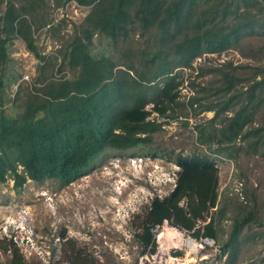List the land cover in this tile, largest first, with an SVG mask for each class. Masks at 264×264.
Returning a JSON list of instances; mask_svg holds the SVG:
<instances>
[{
	"label": "trees",
	"instance_id": "trees-1",
	"mask_svg": "<svg viewBox=\"0 0 264 264\" xmlns=\"http://www.w3.org/2000/svg\"><path fill=\"white\" fill-rule=\"evenodd\" d=\"M66 1L51 3L57 7ZM75 1L90 10L80 32L57 50L62 56L57 71L61 74L67 58L72 78L62 74L61 79L47 80L25 92L23 99L16 76L8 75L3 85L10 60L7 45L20 39L41 67L49 64L33 44L36 29L48 23L44 19L49 1L28 0V12L12 0H0V6L4 4L0 14V182L9 177L13 188L19 189L26 179H68L106 149L126 150L147 143L151 133L170 119L212 111L210 118L194 126L195 142L208 148L207 154L174 156L175 186L166 196L150 200L134 237L141 253H153L152 229L167 221L192 237L218 240L228 203L218 202L217 167L209 157L213 153L239 167L240 192L251 204L232 219L223 242V251L228 248L234 253L245 223L264 224L258 194L247 187L254 168H245L251 159L253 163L261 160L263 164L256 168L264 172V0ZM136 31L139 48L132 41L118 59L92 57L88 52L97 33L106 36L110 51L117 53ZM225 50L244 61L225 59L216 65L192 66L204 54ZM180 67L207 77L202 83L189 78L191 94L184 102L177 99L183 77L174 73ZM15 83L17 91L11 97L5 88ZM7 102L17 103V114L5 112ZM148 103L153 104L150 109L145 107ZM152 112L164 121L149 118ZM77 263L93 264L85 258ZM10 264H25L15 249Z\"/></svg>",
	"mask_w": 264,
	"mask_h": 264
},
{
	"label": "rangeland",
	"instance_id": "rangeland-1",
	"mask_svg": "<svg viewBox=\"0 0 264 264\" xmlns=\"http://www.w3.org/2000/svg\"><path fill=\"white\" fill-rule=\"evenodd\" d=\"M12 1L30 12L28 0ZM48 1L49 12L44 19L48 23L36 29L33 44L42 56L50 60L49 64L41 67L40 60L25 48L20 39L7 45L10 60L5 66L3 85L8 75L16 76L21 87L19 98L25 99V92L43 86L47 80H58L63 75L72 78V72L66 65L67 58L61 74L57 71L62 58L57 50L70 41L76 32H80L90 6L68 0L53 7L51 0ZM3 9L4 4L0 6V14ZM36 10L39 11L40 7ZM27 18L30 20L29 16ZM134 33L129 36L130 41L127 39L124 42L126 45L118 47L117 53L110 51L109 39L97 33L92 37L88 52L92 57L118 59L123 54L122 49L129 47L138 37V32ZM132 44L139 48L137 42ZM225 59L244 61L236 53L225 50L220 54H204L196 58L192 66L195 68L199 63L216 65ZM116 68L126 69L123 66ZM175 72L183 77L177 98L181 102L191 94L189 78L195 83L207 80V77H197L190 68H176ZM5 89L13 97L17 85H7ZM152 105L148 103L145 107L150 109ZM3 109L9 115L19 111L17 103L13 102H7ZM212 114V111H206L196 116L189 114L187 119L182 116L170 119L162 124L161 129L151 133V141L126 150L106 149L94 157L85 169L65 180L48 178L35 182L26 179L21 188L14 189L13 181L7 177L0 182V264H10L13 249L25 264H72L70 261L74 264L81 258L93 264H264V224L245 223L239 232L241 241L235 246V252L222 249L232 219L248 210L251 204L241 193L239 167L232 160L213 153L209 157L217 167L218 202L228 203L218 240L207 238L204 243L205 238L192 237L167 221L152 229L155 241L153 253H141L134 237L136 232H140L141 220L150 200L155 196L162 198L174 188L178 170L174 156L207 154L208 148L195 142L194 126ZM149 118L164 121L155 112ZM185 119L188 120L186 125L183 123ZM253 162L251 159L249 164H245V168H254L256 173H250L247 187L251 186L258 194V213L263 215L264 172L260 167L256 168L263 162ZM215 209L213 207L211 211ZM166 229L175 231L179 237L194 240L198 244L197 250L187 252L185 247L176 245L164 249ZM77 254L81 256H74Z\"/></svg>",
	"mask_w": 264,
	"mask_h": 264
},
{
	"label": "bare ground",
	"instance_id": "bare-ground-1",
	"mask_svg": "<svg viewBox=\"0 0 264 264\" xmlns=\"http://www.w3.org/2000/svg\"><path fill=\"white\" fill-rule=\"evenodd\" d=\"M164 242V249L168 248L170 245H176L185 247L187 252H195L198 247V244L191 238L179 237L175 231L170 229H166L165 231Z\"/></svg>",
	"mask_w": 264,
	"mask_h": 264
},
{
	"label": "water",
	"instance_id": "water-1",
	"mask_svg": "<svg viewBox=\"0 0 264 264\" xmlns=\"http://www.w3.org/2000/svg\"><path fill=\"white\" fill-rule=\"evenodd\" d=\"M156 227H158V226H156ZM206 242H207V238L204 239V243H206Z\"/></svg>",
	"mask_w": 264,
	"mask_h": 264
},
{
	"label": "built area",
	"instance_id": "built-area-1",
	"mask_svg": "<svg viewBox=\"0 0 264 264\" xmlns=\"http://www.w3.org/2000/svg\"><path fill=\"white\" fill-rule=\"evenodd\" d=\"M174 186H175V184H174Z\"/></svg>",
	"mask_w": 264,
	"mask_h": 264
}]
</instances>
